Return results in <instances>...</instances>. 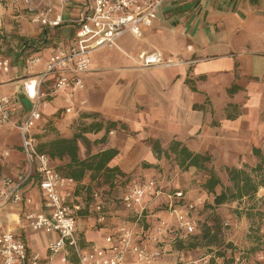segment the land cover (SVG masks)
<instances>
[{"label":"crops","instance_id":"1","mask_svg":"<svg viewBox=\"0 0 264 264\" xmlns=\"http://www.w3.org/2000/svg\"><path fill=\"white\" fill-rule=\"evenodd\" d=\"M39 1L44 7L52 2L57 12L60 11L59 0ZM88 2L69 0L63 10L64 17L76 19ZM158 15L157 21L142 26L141 38L128 33L120 37L115 46L92 52L91 70L80 75L84 89L69 96L58 93L47 97V103L41 109L42 120L32 130L38 149L40 143L51 140V133L46 128L48 123H51L56 137L68 139L74 132L72 125L94 120L114 122L116 128L124 125L138 130L152 128L147 137L155 142L168 134L172 136V141L186 143L187 139L182 138L184 136L192 138L200 134L201 139L206 136L208 131H203V126L208 127L203 121L207 120L209 113L219 111L223 105L231 107L237 114L240 113L239 108L254 112L258 118L249 127L250 139L255 145L264 143V0H167L160 7ZM75 31V26L70 22L52 28L34 25L24 6L0 0V50L11 52V57L5 56L10 61L9 72H0V93L12 99L16 122H24L34 107L25 94L24 81L45 71L49 59L58 50L72 46L76 40ZM153 52L166 59L180 58L183 63L172 67L142 68L139 56ZM39 56L40 62L29 74L25 59ZM23 70L25 74H21ZM69 76L73 77L74 74ZM226 76L233 81L228 88L223 84ZM55 78V75L46 78L42 88L46 94H49ZM221 84L223 87L219 89ZM234 86L236 90L232 92ZM225 95L227 101L212 99V96L218 98ZM241 97L246 98L242 107V104H238ZM211 101L212 106L209 105ZM67 109H72V112L67 114ZM86 114L97 118H84ZM147 114L149 118L145 117ZM170 128H175L176 132L171 133ZM14 131L17 140H14ZM108 135L106 131L86 134L84 143H91L92 147L98 143L101 149L86 155L83 141H79V157L85 159L102 150L114 148L119 155L110 165L125 171L121 158L128 149L127 143ZM122 143H125V149H122ZM4 151L9 152L8 157L3 156ZM25 168L26 158L19 130H0V181L18 176ZM21 192L24 197L32 199V208L47 212L37 179L24 186ZM263 195L264 189H260L257 196ZM29 209L2 204L0 219L7 230L26 242L30 251L47 261L48 242L55 236L31 230L24 219ZM119 219H116L117 222ZM99 231L105 235L99 236ZM106 234L107 230L97 227L93 217L80 219L79 239L83 247L93 244L105 247ZM247 239L240 231L231 236L229 241L238 247L235 262L244 258L243 261L248 264H264V259L257 258L258 250L264 248V238H254L250 243L245 241ZM38 248L44 250V255ZM212 250L217 251L211 247ZM192 258L182 253L179 261L170 264L191 261ZM55 261L77 264L76 257L67 251L57 255L49 264ZM128 261H133V258L130 257Z\"/></svg>","mask_w":264,"mask_h":264},{"label":"built area","instance_id":"2","mask_svg":"<svg viewBox=\"0 0 264 264\" xmlns=\"http://www.w3.org/2000/svg\"><path fill=\"white\" fill-rule=\"evenodd\" d=\"M9 1L24 6L34 25L52 28L70 22L76 28V40L72 46L61 48L53 54L45 71L24 81L25 94L34 103L24 122L15 121L12 99L0 93V130L7 126L19 130L26 158L24 171L16 177H6L0 181V205L30 207L24 219L31 230L55 236L48 242V260L44 261L39 254L29 250L21 237L7 230L0 219V264H49L64 251L72 253L77 264L155 263L161 257V249L150 251L144 242L151 239L155 243H162L172 228L167 220H158L153 234L144 239V224L150 222V216L146 214L164 199L167 204L165 212L175 216L178 229L187 236L194 234L197 228V221L193 218L196 205L187 202L184 191L165 194L157 179L135 174L117 175L112 188L99 189L79 183L53 168L50 157L39 152L32 130L42 120L41 109L46 105L48 96L58 93L69 96L84 89L80 75L91 70L92 52L115 46L117 40L128 33L141 38L142 26L159 19V9L167 0H89L74 20L66 19L63 15L69 0H59V12L52 2L44 7L39 0ZM139 60L143 68L171 67L183 63L180 58L166 59L155 52L143 53ZM39 62L40 58L25 59L29 74L34 72ZM9 70L10 61L0 56V72L7 73ZM71 73L73 77L69 76ZM49 75L56 78L49 94H46L42 88ZM71 112L72 109L66 110L67 114ZM3 156L8 157L9 152L4 151ZM33 179L39 181L46 213L32 208V199L22 195L23 187ZM121 210L126 213L123 221L119 219ZM85 216L93 217L97 227L107 230L105 247L95 244L82 246L79 221ZM228 225L225 223L224 228ZM262 229L264 231V224ZM130 257L133 258L131 262L128 261ZM259 259L263 260L264 255H259ZM188 264H213L212 256L207 255ZM234 264L248 263L242 261Z\"/></svg>","mask_w":264,"mask_h":264},{"label":"rangeland","instance_id":"3","mask_svg":"<svg viewBox=\"0 0 264 264\" xmlns=\"http://www.w3.org/2000/svg\"><path fill=\"white\" fill-rule=\"evenodd\" d=\"M7 51L8 50L6 49L0 50V56L11 57V52ZM39 58L41 59V56H39ZM155 67L157 66L149 67V69ZM21 74H25V70H23ZM232 82L231 78L226 76L223 84L228 88ZM222 87V84L219 85V89ZM212 99H218L219 101L228 100L226 95L223 97L219 96L218 98L212 96ZM244 99L246 98L241 97L238 99V104H242L241 107L243 106V103H245ZM209 105L212 106V101ZM239 109L240 113L237 114V112L235 113L231 107H227L226 105L220 106L219 111L209 113L206 116L207 120L203 121V124L205 123L206 125L207 123L208 127L206 128L203 126V131H208L204 138L201 139L200 134L193 136L192 138H186L185 136L182 137L184 140L187 139L186 143L184 142L185 144H183L192 152L206 154L211 157V162L207 165V169L201 171L194 168L186 170L180 166L179 160L176 156L169 152V147L172 143L171 135L168 136L167 134L166 137L163 136L157 141L161 149V153L158 154L153 147V144L156 143L155 140L147 137L148 133L152 132V128L138 130L136 127L131 128V126L128 125V128L124 125L123 127L120 126V128L113 129L109 135L107 134L108 137H115V139H119L121 142L126 141L127 143L128 149L122 154L121 158V161L125 163V171L127 172H123L126 175L135 174L142 178H155L159 181L164 192L166 189H173L174 191L183 190L187 196V202L196 205V209L193 212V218L197 221V228L196 232L192 235L187 236L184 231L181 229L179 230L175 216H170L165 210H162L159 213L156 212L157 214L155 213L154 216L149 217V221L153 222L162 219L167 220L172 228V231L164 237L162 243H155L151 239L144 242V244L149 247L150 251L159 248L161 249L162 254L160 259L152 264H170L175 260L179 261L182 253L188 258L189 256H192L193 260L179 262L178 264H188L189 262L204 257V254H206L205 256H212L213 264H227L222 260L214 258V255L208 253L211 252V247L217 249L218 247L223 248L228 244L233 245L229 240L231 236L239 231L243 232L245 237L248 238L245 240L247 243L253 241L254 238H264V235H261V233H264L262 229L264 224V195L262 197L257 196L256 198L230 200L221 206L209 209L207 205L212 204L213 197L208 194L203 187V182L208 178L210 171L213 170L222 183L217 187V192L232 188V182L228 177L226 168L235 167L246 170L252 174L253 168H255L259 161L254 155L253 150L255 148H260L264 155V143L262 145H255L250 139L249 127L254 124V122L256 123L258 116H256L254 112H246L248 111L246 109V111L241 108ZM232 116L235 117L231 118ZM145 117L149 118V114ZM135 122L136 120H134V123ZM9 128L15 129L16 127L7 126L3 128L2 131ZM174 129L175 128H170L171 133L176 132ZM156 132L158 131H155V133ZM50 133V139L56 137V133L52 131H50ZM42 134L40 136H42ZM17 139L18 136L14 131V140ZM80 142L84 145V153L86 155L95 153L101 149L98 143L92 147L93 145L90 142L89 145L84 143V140H80ZM121 147L122 149H125V143H122ZM66 162L67 159L53 160L51 165L57 170L59 167L64 166ZM101 182L102 180H95L90 184L87 181H83L82 183L90 187L93 186L98 188L100 187L98 183L101 184ZM125 214L126 213L121 210V221L126 219ZM225 223H228L229 225L224 228ZM205 226H210L212 229L211 232H214L216 228H219L218 239L213 244L211 238L208 240H193L194 235L201 233V231H205ZM154 229L155 225L153 230ZM98 235L104 236L105 234L103 231H99ZM256 241L257 240L254 242L256 243ZM233 248L235 254L238 247L233 245ZM38 250L44 255V250L42 248H38ZM171 254L173 255L171 256ZM257 258L259 259V255ZM243 260L244 258H241L239 263ZM52 264L60 263L59 261H55Z\"/></svg>","mask_w":264,"mask_h":264},{"label":"trees","instance_id":"4","mask_svg":"<svg viewBox=\"0 0 264 264\" xmlns=\"http://www.w3.org/2000/svg\"><path fill=\"white\" fill-rule=\"evenodd\" d=\"M235 86L231 88V91H235ZM24 104V103H23ZM84 118L94 117L95 115H83ZM74 132L71 138L55 137L51 140H47L39 144V152L46 153L53 160H65L67 162L64 166L59 167L57 170L65 176L71 177L77 182L87 181L89 184L95 180H102L100 187L98 188H112L115 186V178L117 175H125L118 166H111V162L119 155V151L114 148L102 150L96 154L88 156L85 159L79 157V141L84 139V136L89 133H99L106 131L109 134L113 129L117 127L114 122H104L103 120H94L91 123L82 122L79 125H72ZM49 131L54 132L51 123L46 125ZM154 150L160 154L161 149L158 143L153 144ZM169 152L173 153L179 160L180 166L188 170L194 168L196 170H205L207 165L211 162V157L202 153L192 152L182 142L173 140ZM168 153V152H167ZM254 155L259 160L255 168L252 170V174L246 170L238 169L235 167L226 168V172L230 181L232 182V188L224 189L221 192H217V187L222 183L218 175L211 170L208 178L203 182V187L208 194L213 197L212 204H208L209 209L216 208L225 204L230 200H241L243 198H256L260 189H264V155L260 148L253 150ZM88 184V185H89ZM174 190L166 189L165 194H170ZM166 202L163 199L158 206H153L146 216H154L156 212L165 210ZM157 214V213H156ZM157 221L144 222V239H147L149 235L153 233L154 225ZM204 224V223H203ZM219 228H216L214 232L210 226H205L204 232L194 235L193 240H208L211 238L212 244L217 241L219 236ZM212 233V234H211ZM191 246V245H190ZM192 247V246H191ZM259 255H264V248L259 249ZM234 248L232 244L227 246L218 247L217 251L209 252L214 255V258L222 260L227 264H234Z\"/></svg>","mask_w":264,"mask_h":264}]
</instances>
